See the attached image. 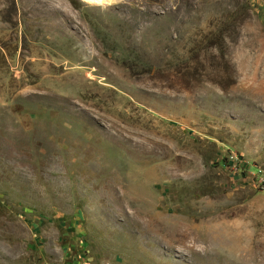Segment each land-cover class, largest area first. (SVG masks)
I'll return each mask as SVG.
<instances>
[{
	"label": "rangeland",
	"instance_id": "rangeland-1",
	"mask_svg": "<svg viewBox=\"0 0 264 264\" xmlns=\"http://www.w3.org/2000/svg\"><path fill=\"white\" fill-rule=\"evenodd\" d=\"M0 264H264V0H0Z\"/></svg>",
	"mask_w": 264,
	"mask_h": 264
},
{
	"label": "bare ground",
	"instance_id": "bare-ground-1",
	"mask_svg": "<svg viewBox=\"0 0 264 264\" xmlns=\"http://www.w3.org/2000/svg\"><path fill=\"white\" fill-rule=\"evenodd\" d=\"M94 1H100V2H103V1H109V0H94Z\"/></svg>",
	"mask_w": 264,
	"mask_h": 264
}]
</instances>
